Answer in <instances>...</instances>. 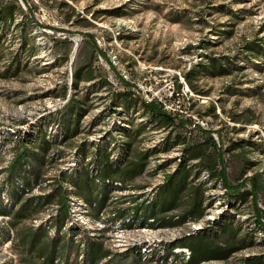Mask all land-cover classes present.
I'll return each instance as SVG.
<instances>
[{
	"label": "rangeland",
	"instance_id": "374dc122",
	"mask_svg": "<svg viewBox=\"0 0 264 264\" xmlns=\"http://www.w3.org/2000/svg\"><path fill=\"white\" fill-rule=\"evenodd\" d=\"M88 173L98 211L76 192ZM26 178L22 201L70 189L69 264L89 239L100 264H264V0H0V264H26L17 229L57 233L56 198L13 227Z\"/></svg>",
	"mask_w": 264,
	"mask_h": 264
},
{
	"label": "trees",
	"instance_id": "16d2710c",
	"mask_svg": "<svg viewBox=\"0 0 264 264\" xmlns=\"http://www.w3.org/2000/svg\"><path fill=\"white\" fill-rule=\"evenodd\" d=\"M215 59H212L211 62L214 63ZM145 104L150 109V111L155 116H162L163 118H166L169 121H174L176 117H179L177 114H173L172 111H169L165 108V106L161 103H159L156 100L152 101H146ZM182 123H187L188 121L181 120ZM195 126H198L195 124ZM36 138H33L31 136H25L20 137V143L22 146V149L16 154L14 157V160L11 164V170L12 172H15V170L18 168V166H23L24 162H26L28 158V152L30 151V146L33 144V141ZM45 141V140H44ZM46 142V141H45ZM216 144V143H215ZM220 153V177L223 185L227 188L228 191L232 192H240L241 189L246 185V182L248 179H245L241 181L238 184H232L229 181L228 175H227V164L226 160L223 157V151L222 149L219 150ZM99 164H103V168L109 172L112 168H115L114 164L111 161H107V159H100ZM35 180L38 178V174L34 173ZM104 176V170H101L100 175ZM105 177V176H104ZM175 176L169 177L171 179L170 184L168 183L167 186L169 188H176L179 189L182 188L181 186H175V181L173 179ZM251 179V178H250ZM253 179V178H252ZM251 179V180H252ZM93 181L92 177H90L89 173L87 177L85 178V184H81L82 182L80 179H78V182L76 183L79 187V194L88 201V203L91 205V208L93 210H100V205L104 202L105 196L100 199V197H94L93 191L90 189V184ZM23 186L25 189L22 192H19V190L14 189L13 190V196L15 197V209L14 207L8 211L10 214L11 223L13 227H18L19 222H21L20 219L27 218L32 216V214L37 213L39 209L46 203H51L55 200L59 205L60 212L58 216L56 217L55 222L50 220V229L52 226L57 227V233L55 236L49 234L48 228H45L44 226L35 228H27V229H17V238H18V247L19 252L21 254V260H23L26 264H69V259L72 254L79 255V253L82 251V243L78 241L75 237V231H73L75 228L71 227L69 233H62V228L65 226L66 220L71 215V204H70V196L71 193L70 189L67 187L59 184L57 185L50 195L47 197H30L26 199L25 201H22L23 194L30 190L32 187V181L28 178H26L25 181H23ZM252 196L255 202L256 207V224L260 226L264 230V211L261 207L258 205V184L255 182H252ZM176 193V192H175ZM42 199H45V202L42 201ZM96 205H98L96 207ZM87 245L86 247V253H87V264H100L101 261L109 256L108 251L104 249V244L98 240H86L84 241ZM83 242V243H84ZM75 252V253H74ZM195 256H193V260H195Z\"/></svg>",
	"mask_w": 264,
	"mask_h": 264
},
{
	"label": "built area",
	"instance_id": "2783aa9c",
	"mask_svg": "<svg viewBox=\"0 0 264 264\" xmlns=\"http://www.w3.org/2000/svg\"><path fill=\"white\" fill-rule=\"evenodd\" d=\"M184 252L188 255V257H190V251L188 249H184Z\"/></svg>",
	"mask_w": 264,
	"mask_h": 264
}]
</instances>
